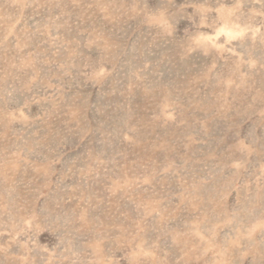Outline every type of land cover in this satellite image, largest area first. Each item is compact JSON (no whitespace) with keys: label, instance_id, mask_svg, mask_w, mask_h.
<instances>
[{"label":"rangeland","instance_id":"1","mask_svg":"<svg viewBox=\"0 0 264 264\" xmlns=\"http://www.w3.org/2000/svg\"><path fill=\"white\" fill-rule=\"evenodd\" d=\"M0 264H264V0H0Z\"/></svg>","mask_w":264,"mask_h":264}]
</instances>
